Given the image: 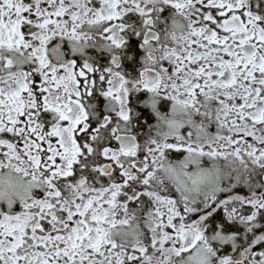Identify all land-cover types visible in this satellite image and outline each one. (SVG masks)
<instances>
[{
  "label": "snow or ice",
  "instance_id": "1",
  "mask_svg": "<svg viewBox=\"0 0 264 264\" xmlns=\"http://www.w3.org/2000/svg\"><path fill=\"white\" fill-rule=\"evenodd\" d=\"M0 264H264V0H0Z\"/></svg>",
  "mask_w": 264,
  "mask_h": 264
}]
</instances>
